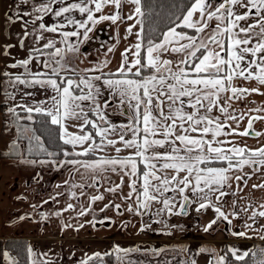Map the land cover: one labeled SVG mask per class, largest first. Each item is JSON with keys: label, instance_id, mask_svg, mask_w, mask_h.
Instances as JSON below:
<instances>
[{"label": "snow or ice", "instance_id": "6c2138e0", "mask_svg": "<svg viewBox=\"0 0 264 264\" xmlns=\"http://www.w3.org/2000/svg\"><path fill=\"white\" fill-rule=\"evenodd\" d=\"M126 3L134 7L125 17ZM21 4L31 7V11H18L15 19L25 25L31 22L35 26L33 31H59L63 37L60 42L64 48L55 47L51 40L43 45L45 49L55 48L48 53L50 59L43 62L48 72L29 73L33 77L31 81L20 76L15 79L39 85L45 91L51 88L55 93L50 97L51 108H45L43 101L34 108L25 106L26 119L31 121L33 112L43 114L48 118L43 123L50 121L59 126V138L65 145H72L74 149L77 145L81 147L79 152L64 151L65 157H90L60 162L75 166L73 171L79 175L81 183H73L72 187L81 190L80 196L88 195L83 191L86 187L97 189L98 181H105L110 185L105 191L115 195L121 203L110 198L100 212L111 207L118 214H123V209L151 219L164 213L186 214L188 207L195 204L196 211L212 208L216 214L205 231L217 220L230 225V217L243 215L246 230H253L258 221H264V199L239 195L252 175L260 172L264 180V145L250 148L243 140L233 139L235 136H264V131L253 130L254 122H264V104L249 106L254 104L249 100L251 94L264 95L261 91L264 88V0L174 2L168 5L165 27L149 28L147 32L144 9L148 5L142 0H35L34 3L21 0ZM106 6L113 9L111 14H103ZM96 13L101 14L96 16ZM77 14L83 18H77ZM46 16L58 18L60 23L48 26L44 23ZM134 17L137 18L135 24H129L126 32L132 35L133 29L140 26L135 32L136 43L121 53V63L115 73L103 71L109 63L105 60L98 68L83 70L85 73L96 71L99 75H60L61 71H76L65 62L66 50L79 52V39L72 43L70 37L79 38L83 29V39L89 40V33L98 23L115 24L125 19L132 21ZM67 26H74L75 30H65ZM28 35L25 30L24 36ZM40 39L42 35L37 36V40ZM20 44L23 46V40ZM30 60L31 56L12 67L19 65L27 71ZM239 81H254L256 86L243 87ZM105 90L108 96H104ZM113 101L117 102L119 115L125 116L127 123L116 125L107 119L105 109L111 107ZM237 103L243 107L237 108ZM68 119L78 122L72 127L78 128L79 133L68 130L65 124ZM88 126L93 131H87ZM35 131L28 138L29 144L35 140L41 150L47 151ZM109 147L116 155L103 154ZM159 148L165 151H157ZM123 150H128L129 154L121 156ZM47 155L56 154L48 152ZM25 162L36 163L34 160ZM246 166L251 172L244 171ZM110 174H115L119 183L111 181ZM251 189L264 190V182L252 184ZM71 195L76 197L77 193L73 191ZM229 196L234 198L226 199ZM104 200L103 193L92 194L88 196L87 205L68 203L63 211L79 207L77 215L84 217L94 214L92 205ZM54 214L60 216L61 212ZM42 218L47 219V215L42 214ZM105 221L111 223V217L86 223L95 227ZM83 226L80 224L78 228ZM69 227L73 225L64 224V228ZM258 230L264 233V222L259 223ZM232 234L245 237L247 231ZM116 251L127 254L132 249L117 246ZM27 252L29 264H54L46 258L47 253L43 254L45 259H40L31 246ZM229 252L236 261H245L250 255L249 251L239 253L237 249H229ZM2 255L9 264H18L8 252ZM109 255L95 252L86 255L79 264H104L103 257ZM216 264H227V255L219 256Z\"/></svg>", "mask_w": 264, "mask_h": 264}, {"label": "crops", "instance_id": "0c3cea01", "mask_svg": "<svg viewBox=\"0 0 264 264\" xmlns=\"http://www.w3.org/2000/svg\"><path fill=\"white\" fill-rule=\"evenodd\" d=\"M133 5L125 4L123 7V15L126 17L128 14L132 13ZM113 11L112 8L106 6L103 9L104 14H111ZM136 17L132 21L121 20L116 25V30L118 31L119 41L117 42L114 48H112V56L108 60L109 63L107 67L103 68L104 72L107 71H116L121 63V53L124 52L125 48L130 47L132 44L136 43L135 32L139 30V25L133 29V34L128 35L126 29L129 24H135ZM131 56L129 59L131 60ZM102 65V64H101ZM100 65V66H101ZM2 72L0 76V105L2 107H12V108H25L35 107L37 104H25L22 101L23 97L30 98V95L27 93H35L40 90V92H47L51 90L48 88L47 91L42 89L39 85L33 84H24L17 81L16 76H20L21 79L31 81L33 77L29 73H36L41 71H31V72ZM43 72H46L43 70ZM99 72L89 74H84L88 76L99 75ZM65 76V75H64ZM55 78V77H53ZM238 84L243 87H254L256 86L254 81H239ZM24 92L25 95L17 97L15 95L16 91ZM264 91V88L261 89ZM55 93H52V96ZM104 96H108L107 90L104 91ZM15 99V100H14ZM250 101H253L254 104L249 105L255 107L261 104H264V95L253 93L249 97ZM44 102L45 108L52 107V100L50 97ZM114 102V101H113ZM112 102V105H113ZM88 103V102H85ZM237 108L243 107V105L237 103ZM107 113V119L116 124L120 125L122 123H127V118L125 116L119 115L118 109L109 107L105 109ZM115 113V114H113ZM91 117V114H90ZM74 119H68L65 121L68 130L72 132L79 133L78 128L72 127V125L78 123L73 122ZM246 127L247 120L243 122ZM87 131H91L89 128H86ZM243 128H241V131ZM254 131H264V122L256 121L253 125ZM28 132V129H26ZM29 133V132H28ZM99 138L97 137V140ZM236 141L243 140L244 144L250 148H256L261 145H264V136L256 137L254 135H249L247 137H233ZM7 144V143H6ZM80 147L79 145H77ZM75 147L71 145L70 148L74 150H81V147ZM118 147L122 145L118 144ZM243 146V145H241ZM103 154L106 155H116L113 148L109 147L105 149ZM129 154L128 150H123L120 155L126 156ZM100 155V153H97ZM90 157H76V156H61L53 157L48 155H25V154H13V155H0V236L4 237L7 235H21L27 238V248L31 246L32 250L37 254V257L40 259H45L43 256L44 253H47V259H51L54 264H79V261L84 259L86 255H91L95 252H100L103 256L105 252L110 250L111 245V236H109V226H111V232L116 233L120 231L117 227L113 228L119 224H137L139 229L136 227L131 231V236L137 234L136 237H144L149 231L148 229L142 228L140 224L143 223L148 217L136 216L134 214H129V212L124 211L123 214H118L115 210L114 212H100L99 209L101 205L107 203L111 198L115 203H121V200L118 199L115 195L107 193L105 189L110 186L105 181H98L97 189L86 187L83 189L88 195L80 196V189L73 188V183H81L80 177L77 173L73 171L74 165L71 164H61V161H66L68 159H89ZM36 161V163H27L25 161ZM40 161H46V163H40ZM219 166V165H218ZM245 172H251L249 167H245ZM261 173L257 172L255 175H252L248 180V186L244 188V191L239 193V195H247L250 198H255L256 200L264 199V190L261 189H251L252 184H258L264 182L261 179ZM111 181L119 183V179L115 174H110ZM127 179V178H126ZM67 181V183H65ZM236 184L233 181V188ZM75 191L77 193L76 197H73L71 193ZM127 191V188H125ZM105 196L104 201H97L92 205V208L95 210L94 214H88L84 217H79L77 215L79 207H76L72 210L63 211L68 203L73 205H87L88 196L92 194L103 193ZM60 193V195H57ZM234 197H226L228 200H232ZM107 199V200H106ZM46 202V203H45ZM243 203H248V201H243ZM33 206H36L33 208ZM205 212V216H211L214 218L216 214L212 208L202 209ZM202 210L199 211V214L202 216ZM60 211L61 215L56 216L54 213ZM123 211V209L121 210ZM42 214L47 215V219L42 218ZM25 217L21 220L20 217ZM105 216H110L114 219L113 224H96L93 227L91 224L86 223V221L101 220ZM169 214H162L160 217L153 216L150 222L154 227L159 225L168 226L169 223L167 218ZM100 218V219H99ZM184 218V217H183ZM174 219V218H173ZM231 224L229 225L226 221H222V227L215 228V234H217V239L227 240L229 239V245H232V249H237L238 251H246L250 247V244L254 241H261L264 247V239L261 236H264V233L259 232L258 227L259 223L264 221H258L257 225L253 226V230H246L243 225L245 223V218L243 215L239 218L230 217ZM162 221V222H157ZM177 221V220H176ZM250 223V221H248ZM64 224H72L73 227L64 228ZM80 224H83V227L78 228ZM185 227V226H184ZM142 230H141V229ZM78 229V230H77ZM226 229V232L223 230ZM238 232V231H247V236L238 237L233 236L228 233ZM141 231H143L141 233ZM161 232V231H160ZM149 235V234H148ZM189 242L190 240L187 239ZM232 240V241H231ZM182 241H185L182 240ZM179 241V242H182ZM178 242V243H179ZM177 243V242H175ZM175 243L163 242V245L170 244L168 246L169 250L163 249L162 255L169 253L174 249H177ZM235 243V244H234ZM173 244V245H172ZM160 249V250H161ZM204 253V252H202ZM199 253L198 256L203 257L204 254ZM125 254V253H124ZM124 254L123 257H124ZM176 254V253H175ZM210 260V258H209ZM107 263V261H106ZM104 263V264H106ZM96 264H99L96 262ZM196 264V263H195ZM234 264V263H229Z\"/></svg>", "mask_w": 264, "mask_h": 264}, {"label": "rangeland", "instance_id": "374dc122", "mask_svg": "<svg viewBox=\"0 0 264 264\" xmlns=\"http://www.w3.org/2000/svg\"><path fill=\"white\" fill-rule=\"evenodd\" d=\"M30 2L34 3L35 0H30ZM17 5H19V7H17ZM18 11H31V7L21 4V0H0V71L31 72L44 70L48 72V69L43 68V62L50 59L48 53L54 52L55 48L45 49L43 45L51 40L55 43V47L64 48L65 45L60 42L63 37L59 31L56 33L47 31H33L35 26L31 22L25 25L21 20L15 19L14 14ZM100 14L101 13H96L95 15L99 16ZM77 18L83 17L77 14ZM25 19L30 20L31 18L26 17ZM44 23L48 26H51L54 23H60V20L55 17L50 18L46 16ZM117 23L113 24L111 21H102L98 23L93 31L89 33V40L83 39V29L80 30L81 36L79 38L70 37L69 42L72 43L77 42L79 39V52L73 53L67 52L66 50L65 62L66 66H70L76 71L74 73L61 71L60 75H72L73 77L84 75L85 72L83 70L94 67L98 68L105 60L108 61L112 56V52H109L108 49H112L118 45L117 42L120 38H118V31L116 30ZM25 30L30 33V35L27 37L24 36ZM65 30L75 29L74 26H67ZM38 35H42L43 39L37 40ZM21 40H23V46L20 44ZM30 56L31 60L27 71L24 67L19 65H17V67H12L13 64H17V62L20 60L29 59ZM55 59L58 60L60 58L56 57ZM53 66L55 65L53 64ZM95 72L96 71L88 72L86 74L91 75ZM1 74L2 72H0V76ZM48 91L49 93L40 92L39 90L35 93H32L30 98L23 97L22 101L28 105L38 104L39 102L44 101L52 96L53 91ZM15 95L19 97L21 95H25V93H21L17 90ZM116 103V101L113 102L112 108L117 109ZM73 122L76 121L74 120ZM24 128V131L28 133V126ZM26 129H28V132ZM16 135L17 128L13 123H9L3 128L0 126V146H6L11 139L16 137ZM157 151L163 152L165 149L159 148ZM102 206L103 205H101V207ZM196 208L197 205L193 204L188 207L186 214H169V217L167 218L169 223L166 222V224H168L166 227L163 224L154 227L148 216H142L148 217L149 219L147 218L140 225L142 228L151 231L145 234L146 236L144 237H136L137 234L131 236L130 232L133 231L134 227L135 231L139 229V226L136 223H118L116 226L114 224L113 228L117 227L120 233L117 231L116 233H112V228L109 226L111 248L108 253L111 255L103 257L104 263L107 261L106 264H129V262H131V264H192V261H195L196 264H216L219 256L226 255L224 251L225 247L223 246L225 241H229V239L219 240L216 238L217 234H215V228L222 227V220H217L216 224L205 231L206 226L213 219H216V216L214 218H211V216L204 217L205 212L203 210L201 216L199 211H196ZM107 211L114 212L115 210L110 207L107 209ZM105 223L113 224L114 219L111 217V223L107 221H105ZM145 225H150V227H146ZM223 230L226 232V229ZM142 232L143 231H141V233ZM227 232L230 233V230L228 229ZM230 234L233 235L232 233ZM184 239L185 241H182ZM187 239H189L190 242ZM165 241L173 244L177 242L175 243L177 249L162 255L163 249L169 250L168 246H170V244L163 245L162 243ZM117 246L120 249H132V251H129L127 254H124V252H117ZM230 246L232 245H229V249H232ZM249 248L252 250L250 249V255L245 259L247 264H259L260 261H264V247L261 241L255 243L253 241ZM246 251H248V249H246ZM242 252L244 251H239V253ZM199 253L204 254V256H198L197 254ZM122 254H124V257ZM245 261H236L235 258H231V260H227V264H245Z\"/></svg>", "mask_w": 264, "mask_h": 264}, {"label": "trees", "instance_id": "16d2710c", "mask_svg": "<svg viewBox=\"0 0 264 264\" xmlns=\"http://www.w3.org/2000/svg\"><path fill=\"white\" fill-rule=\"evenodd\" d=\"M174 2H179L182 4L183 0H142L143 4L148 5V7L144 9L147 14L145 19L146 32L149 28L165 27L167 23L165 17L169 12L168 5ZM151 13H154L155 15ZM111 72L115 73L116 71ZM9 109H14V111L10 112ZM27 115L28 113L25 111V108L2 107L0 105L1 128L9 123H13L17 128L16 137L11 139L6 146H0V155L25 154L38 156L47 155L48 152H52L56 154L53 157L58 158L64 156V151H68L70 153L74 151H80L74 150L70 148L71 145H65L63 143V141L59 138L60 128L58 125H52L50 121L48 123H43V121L48 119L46 116L33 112V119L29 121L26 119ZM26 126H28L29 133L24 131V127ZM88 128L93 131L90 126H88ZM33 130H36L35 134L40 136L41 141L43 142V147L47 151L41 150L35 140H32L31 145L29 144L28 138L33 136ZM13 141H15V147H13ZM229 243L228 241H225L223 246L225 247L224 251L227 255V260L234 258L229 252ZM27 249V238L25 236H0V264H9V261L6 260L2 255V253L5 251L14 257L18 264H29ZM250 249L251 248H248L249 253Z\"/></svg>", "mask_w": 264, "mask_h": 264}]
</instances>
